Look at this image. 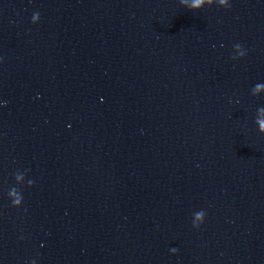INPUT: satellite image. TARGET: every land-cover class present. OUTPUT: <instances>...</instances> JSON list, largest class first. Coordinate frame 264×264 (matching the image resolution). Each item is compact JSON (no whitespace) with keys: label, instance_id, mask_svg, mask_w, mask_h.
Returning <instances> with one entry per match:
<instances>
[{"label":"clouds","instance_id":"obj_1","mask_svg":"<svg viewBox=\"0 0 264 264\" xmlns=\"http://www.w3.org/2000/svg\"><path fill=\"white\" fill-rule=\"evenodd\" d=\"M201 2H202V0H197V2L194 5V7H198ZM262 128H264V124H262Z\"/></svg>","mask_w":264,"mask_h":264}]
</instances>
